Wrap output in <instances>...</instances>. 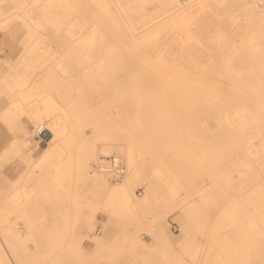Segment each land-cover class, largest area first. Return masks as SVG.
I'll return each instance as SVG.
<instances>
[{"label":"rangeland","instance_id":"1","mask_svg":"<svg viewBox=\"0 0 264 264\" xmlns=\"http://www.w3.org/2000/svg\"><path fill=\"white\" fill-rule=\"evenodd\" d=\"M121 1L123 5L121 7L115 2H113L115 4H112V1L109 2L112 10L116 11L117 20L110 21L108 15L103 13L102 17H96V21L93 19L95 18L93 10L95 3L91 0L88 5L90 8L87 7L86 11L92 14L93 18L90 16L87 26L93 29L94 22L99 21L104 27H109L111 39L115 37L122 45H125L124 30L128 27V22L136 21V18L142 20L144 16L147 20L137 24L140 29L147 23L157 24L158 27L155 30H159L160 33L152 41H147L148 36L136 40L130 39L137 45L131 51L128 50L135 57L130 63L132 64L131 69L137 67L135 65H144L162 72L174 66L195 72L200 76L206 73L208 81L194 83L193 88L202 90L204 92L202 102L209 107H214L217 112L214 116L201 114L200 111L196 112L199 116L195 117L208 125L209 129L202 135V139H196L193 133L190 135L189 132L172 134L160 141L152 140L148 143V150L142 154L138 163L141 170L139 176L130 185L135 200L131 202L133 208L129 215L122 216L109 210L103 195L98 199L97 212L92 218L95 227L90 228L89 225L84 224L85 215L90 212L88 207L83 208L84 214L77 221L75 213L72 212L71 202L76 176H73L72 180L66 179L59 183L49 177V173L55 171V164L58 163L62 151L64 157L72 152L77 153L76 143L73 146H66L65 140L70 134L74 135L75 141L78 139L79 132L87 133V138L96 143L98 158L105 156L100 152L103 142L101 138L97 139L98 135L109 132L115 133L119 139L126 138L129 131H132L131 127L134 126L137 118V112L134 110L131 113L128 109V106H132L133 98L129 97V102L126 99L117 101L111 90L101 91L92 84L91 87L86 84L83 80L85 70L80 63V58H83L81 42L74 50H78V55L75 59L72 58L74 62L69 63V57L73 56V50L69 49L71 40H75L78 36L83 37L85 19L80 17L82 13H78L76 21L66 20L65 25L62 26L57 23L60 19L51 18L52 14L61 12L62 9L58 7L48 9L45 0L35 3L33 0H1L0 146L10 145L11 152L0 163V197L8 196L9 190L14 189L22 192L30 190L35 195L25 213L12 208L6 210L7 223L18 222L23 225V229L28 230L26 241L19 243L17 240V237L24 231L20 232L17 228L11 230L2 228L1 220L0 237L8 246L10 250L8 253H12L15 246L21 247L20 253L28 257L27 264H54L60 253L70 254L73 257L71 259L73 264H115L116 259L125 256L129 258L128 264H221L227 243H225L223 229L219 227L218 207L213 208L209 205L219 185H214L199 193L195 189L198 186L197 183H191L189 178V161L191 159L197 161L200 167L197 174L202 173L209 177V175L218 176L221 173L222 161L213 159V155L219 153L217 143L222 134L218 120L220 108L213 100L218 98L217 96L222 97L220 103L223 106L227 105L223 92V90L227 91L226 84L222 83L219 77L222 70L221 57H219L221 52L219 37L225 35L231 38L232 42L229 45L239 44L250 34L253 27L249 24L244 15L245 11L238 5L237 0H228L225 3L216 0H190L192 1L190 5H192L187 9L191 13L188 15L190 20L187 21V19L185 22L179 19L181 13L177 15L179 17L166 20L168 18L166 15L170 11L157 7L154 0L147 3L142 0ZM184 4L182 2L176 8H182ZM80 6L83 7V5ZM235 15H238L239 19ZM31 45L33 49L29 47ZM193 56L196 57L194 60H192ZM115 58L120 60L119 55ZM201 60L204 62L202 67L195 64V61ZM168 62L173 65L166 66ZM93 63L91 57L92 75L90 78L92 81ZM130 72L128 70L120 73L126 84L130 82ZM49 73L55 78L74 75L77 84L81 86L65 91L67 94L63 99L53 89L57 87V81L53 80L48 83L47 88L53 91L55 97L70 112L68 113L69 119L64 118L61 121L63 128L66 124L68 128L64 131V135H60L58 152L38 165L35 161L54 138V118L44 116L41 122L45 123L46 127L48 126L49 139L46 143L37 141L35 132L40 123L35 122L28 113L24 112L25 109L30 110L29 107L24 108V99L23 104L20 107L18 105L16 112L12 115L15 120H7L3 109L15 100V96L6 88L4 79L8 77L28 81L25 86H35V90L38 91L39 83L34 78H42ZM83 81L84 88L82 87ZM40 82L43 88L45 84L43 79ZM41 88L39 91H42ZM161 88V86L154 87L155 90ZM176 89L179 92L185 91L183 86ZM151 98H153L152 95ZM157 101L163 106L169 100L158 98ZM176 106L180 107L178 104ZM170 108L172 107H169L168 111ZM182 108L186 109V115L190 117L187 104H184ZM145 109L144 106L143 110ZM87 113H90L89 118H87ZM167 119L170 124L177 121L171 116ZM182 120L184 126L187 125L188 119L183 118ZM13 122L17 125L22 123L29 132L27 136L30 143L24 148L22 144L21 147L19 146L20 140H23V132L12 129ZM98 123L102 129L94 131ZM148 131L146 128H141L135 133L145 143ZM16 140L18 146L15 147ZM166 145L168 149L165 148ZM32 148L34 149L31 150ZM29 150L32 151L34 161L26 155ZM112 155H121L126 159V156L118 152L106 156ZM262 158L263 156L258 160ZM97 159L91 161L93 168H95ZM20 177H23L22 180L14 183ZM109 178H112L110 174ZM11 194L10 192L9 195ZM83 204L87 206L89 203L86 201ZM66 212H69L67 217L63 216ZM128 216H134L130 224L137 223L139 238L143 242L134 243L132 247L123 238ZM55 220H57L56 223ZM199 220L201 225H198ZM105 223L108 226H105ZM157 228L162 231L163 239L155 240L153 232ZM80 229L89 236L86 243L80 241ZM170 232L178 237L172 238L169 235ZM93 236L103 239L105 245L100 248L90 247V238ZM7 242H11L12 245H8ZM144 243L148 244V247H144ZM0 246H2L1 242ZM15 263L21 264L18 259ZM0 264H13V262L7 259Z\"/></svg>","mask_w":264,"mask_h":264},{"label":"bare ground","instance_id":"2","mask_svg":"<svg viewBox=\"0 0 264 264\" xmlns=\"http://www.w3.org/2000/svg\"><path fill=\"white\" fill-rule=\"evenodd\" d=\"M38 1L33 0L34 3ZM90 1L45 0L48 9L53 7L62 9L61 12H55L51 16L52 19H60L57 23H60L62 26L65 25L66 20L74 19L76 21L78 13H82L80 17L85 19V27L82 31L83 37L78 36L75 40H71L69 49L73 50V56H70L68 61L69 63L74 62V59L79 53L78 50H74L77 49L76 47L81 42L80 46L83 50V58H80V63L85 70L83 80L86 81V84L90 87L92 84L93 87L101 91L111 90L114 99L117 101L126 99L129 102V97H132V106H128V109L131 113L134 110L137 112L135 124L131 127L132 131H129L126 138L119 139L115 136V133L109 132L100 134L97 137V139L101 138L103 142L100 149L101 154L106 156L113 152H118L126 156L127 160L125 159V162L127 169L121 178L115 179L112 174L101 166L102 159L98 158L95 141L89 140L87 133L82 132H79L78 139L75 141L73 134H70L65 140L67 142L66 146L77 144V153L72 152L67 157H64L62 151L58 163L55 164V171L53 170L49 173V177L59 183H62L66 179L72 180L73 176H76L74 191H72L73 198L71 199L73 204L72 212L75 213L76 220L78 221L84 214L83 208L88 207L90 212L85 215L86 222L84 224L89 225L90 228H94L95 225L92 223V218L97 212V206L99 205L97 203L98 199L103 195L105 196L106 207L109 210L119 213L122 216L130 214L133 208L131 202L135 200L134 192L131 190L130 185L139 176L141 170L138 163L142 154L147 152V146L150 141H160L172 134L189 132L190 135L193 133L192 135L196 139H202V135L209 127L195 117L199 116L196 112L200 111L201 114H210L212 116L217 112L214 107H209L202 102L204 92L200 89L193 88L194 83L208 81V76L205 75L206 73L204 75L202 73L200 76L195 72H189L183 68L174 66L168 71L162 72H158L156 69L144 65H135L137 67L131 69L132 64L130 63L134 61L135 57L129 51L137 45L130 39L136 40L143 36H148L147 41H152L160 33L159 30H155L158 27L157 24L154 22L147 23L144 25L145 27L140 29L137 27V24L147 19H144V16L142 20L135 19L134 17L133 19L136 21L128 22V27L124 30V33H126V42L125 45H122L115 37L114 39L110 38L109 27H104V25L100 24L101 22H94L93 29L87 26L92 15L86 11L87 7L90 8L88 6ZM92 1L95 3L93 9L95 18L92 17L93 15L91 16L94 20L96 17H102L103 13L108 15L110 21L117 20L116 11L112 10L109 2L112 1V4L117 3V6L121 7V0ZM142 1L145 3L150 2V0ZM154 1L157 7L170 11L166 15L168 17L166 20L179 17L177 15L181 13L179 19L185 22L188 19V15H191L190 11H187L192 5H190L192 2L190 0ZM216 1L225 3L228 0ZM237 1L238 5L245 11L244 15L253 27V30L245 39H242L239 44L235 45L233 43L229 45L232 42L231 38L225 35L219 37V49L221 50L219 57H221L220 64L222 66L219 77L222 83L226 84L225 88L227 91L223 90V92L225 93L224 99L227 100V105L223 106L220 103L222 97L217 96L218 98L213 100L218 108H220L218 120L221 125L220 129L222 130V134L217 143L219 153L213 155V159L222 161L220 167L221 173L218 176L209 175V177H206L202 173L197 174L200 167L195 159H191L189 161V178L191 183H197L198 186L195 189L199 193L208 190L214 185H219L217 186L218 189L214 191V196L210 200L209 205L213 208L218 207L220 212L219 227L223 229L225 243H227L221 264H264V0ZM182 2L185 3L184 6L182 8H176ZM80 5H83V7ZM121 16H123L122 13ZM235 17L239 19L238 15H235ZM131 19L130 21L133 20ZM29 47L33 49L32 45ZM116 55L120 56V60L115 58ZM91 57L94 62L93 81L90 78L92 75L90 69ZM195 58L193 56L192 60ZM243 61L244 63H242ZM195 64L202 67L204 62L202 60L195 61ZM172 65L173 63L168 62L166 66ZM128 70L131 71L129 73L130 82L126 84L120 73L121 71L126 72ZM42 79L45 83L43 88H41L42 82H40ZM34 80L39 83L38 85L42 91H39L40 88L36 91L35 86H25L28 84V81L8 77L4 79L6 88L15 96V100L11 104H8L3 109V112L7 120L14 121L15 119L12 118V115L16 112L18 105L20 107L23 104L22 101L24 99L25 107H22H29L30 109H25L24 112L28 113L35 122L40 123L36 128L35 134L38 133L42 126L46 127L45 123H41L44 116L54 118V138L45 147L38 160L35 161L39 165L58 152L60 135L68 128V124L63 128L61 121L64 118L65 120L69 119L68 113L70 112L55 97L53 91L47 88L48 83L53 80L57 81V87H53V89L63 99L64 95L67 94L65 91L67 92L68 89L72 90L75 87H80L81 84L80 86L77 84L74 75L55 78L51 73L45 74L42 78H34ZM19 84L20 86H18ZM84 86L83 81L82 87L84 88ZM158 86L162 88L155 90L154 87ZM180 86H183L185 91H177L176 88ZM100 90L98 92L104 96ZM151 95L153 98H151ZM85 96L87 98V95ZM158 98H164L169 101L162 106L157 101ZM42 104L46 106L42 107ZM176 104L180 107H177ZM184 104L188 106L190 117L186 115V109L182 108ZM144 106L146 107L145 110H143ZM169 107L172 108L168 111ZM86 115L87 118L90 117V113ZM168 116L174 117L177 121L170 124V121L167 119ZM183 118L188 119L187 125L185 126L183 124ZM96 126L97 129H93L94 131L102 129L100 123ZM11 128L23 132V140H20V147L21 144L22 148L29 145L30 139L27 136L29 132L22 123L17 125L13 122ZM141 128L149 130L145 143L135 133ZM15 143L14 146H18L17 140ZM165 148L168 149V146L166 145ZM10 149V145L0 146V163L10 154ZM31 150L26 155L30 160L34 161ZM261 156L263 158L258 160ZM95 159H97L96 165L93 168L91 161ZM109 174L112 180L109 178ZM22 178H17L14 183L20 182ZM10 192L12 193L11 195H9ZM34 195V192L30 190L22 192L14 189L9 190L8 196L4 198L0 197V202H2L0 207L2 228L4 227L9 230L17 228L20 232L24 231V233L17 237L19 243L26 241V232L28 230L23 229V225L18 222L14 224L7 223L6 210H11L10 208H12L25 213ZM63 200L65 202V199ZM86 201L91 204L86 206L83 204ZM68 213L66 212L63 216L67 217ZM206 213L208 212L206 211ZM131 218H134V216H128L126 219L123 238L132 247L134 243L139 244L143 242L139 238L137 223L130 224L133 220ZM56 222L57 220H55ZM198 225H201L200 220ZM105 226H108V224L105 223ZM80 233V241L86 243L89 236L84 234L82 229H80ZM169 235L172 238L178 237L172 232ZM153 236L155 240L164 238L159 228L153 232ZM0 238V242L2 243V246H0L1 263L9 259L13 264H16L15 261L18 259L21 264H27L26 260H28V257L26 254L23 255L20 253L21 247L15 246L12 253H8L10 251L8 246L4 239L2 237ZM90 239V247L92 248H100L105 245L103 244V239L95 238L94 236ZM7 243L8 245H12L11 242ZM147 245L145 243L143 244L144 247H148ZM31 257L34 256L31 255ZM71 259L73 257L70 254L60 253L59 258L54 261V264H73ZM114 262L115 264H128L129 258L126 256L124 258L120 257Z\"/></svg>","mask_w":264,"mask_h":264},{"label":"built area","instance_id":"3","mask_svg":"<svg viewBox=\"0 0 264 264\" xmlns=\"http://www.w3.org/2000/svg\"><path fill=\"white\" fill-rule=\"evenodd\" d=\"M48 128L42 126L38 133L36 134V138L41 143H46L49 139ZM101 166L115 179H119L125 174L127 166L124 157L120 155H112V156H103L101 158Z\"/></svg>","mask_w":264,"mask_h":264}]
</instances>
